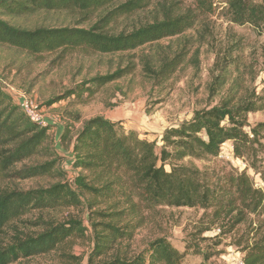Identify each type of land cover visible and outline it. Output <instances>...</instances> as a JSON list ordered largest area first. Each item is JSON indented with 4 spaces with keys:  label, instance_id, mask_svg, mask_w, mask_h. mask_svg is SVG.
<instances>
[{
    "label": "trees",
    "instance_id": "1",
    "mask_svg": "<svg viewBox=\"0 0 264 264\" xmlns=\"http://www.w3.org/2000/svg\"><path fill=\"white\" fill-rule=\"evenodd\" d=\"M153 4L151 22L130 31L115 30L121 18ZM217 10L214 0H0V47L39 60L75 51L131 53L181 37L214 16L233 26H250L264 36V0H224V7ZM44 12H65L82 23L95 21L86 27L78 23L74 27L28 28L15 23ZM188 54L183 44L157 61L145 56L141 59L142 75L154 86H162ZM129 69L96 77L84 83L80 92L76 88L65 97L79 98L84 93L92 97L130 74ZM223 78L214 79L211 97L225 85ZM261 111L264 87L244 96L230 89L218 105L194 111L191 120L166 129L160 147L133 131L124 132L118 123L103 117L85 120L73 137L66 129L61 135L69 145L63 158L70 161V175L48 147L51 127L32 123L0 81V236L11 222L32 211L85 206L91 210L92 222H97L91 224L93 247L87 264H182V255L164 238L153 240L131 257L120 246L133 239L144 213L165 207L198 209L210 217V226L224 222L227 230L222 234L231 233L250 218V231L234 245L243 254V264H264V189L255 187L246 170L231 168L211 174L195 165L217 158L222 146L230 142L233 157L244 161L264 184V122L251 126L247 120L249 114ZM42 177L56 181L29 190L16 185ZM101 205L107 208L93 212ZM86 231L81 221L70 219L45 223L37 234L14 236L9 241L0 237V264L47 255L72 238L85 237ZM117 245L118 253L112 255ZM211 256L203 253L199 264H209Z\"/></svg>",
    "mask_w": 264,
    "mask_h": 264
},
{
    "label": "rangeland",
    "instance_id": "2",
    "mask_svg": "<svg viewBox=\"0 0 264 264\" xmlns=\"http://www.w3.org/2000/svg\"><path fill=\"white\" fill-rule=\"evenodd\" d=\"M214 2L220 12L224 7V0ZM153 16L154 4L129 18H121L115 30L130 31L151 22ZM94 21L95 19L90 22ZM90 22L82 23L65 12L38 13L15 21L28 28L74 27L78 23L79 27H86ZM183 44L189 54L168 82L162 86H154L142 75L143 57L149 56L157 61L159 57L178 50ZM127 66L131 67L130 74L99 89L92 97H87L86 93L79 98L76 95L65 97L76 88L80 92L81 86L87 81L113 74L119 68L125 69ZM222 67L227 69L221 71ZM219 76L224 77L225 85L211 97L210 86ZM0 81L16 105L17 94H24L44 110L46 119L54 124L49 131L48 147L60 160V166L70 174V161L63 158L68 155L69 145L66 140H62L61 135L66 129L70 138L73 137L85 120L103 117L118 123L124 132L133 131L140 139L155 142L160 147L166 129L176 128L191 120L194 111L218 105L230 89L232 92L238 91V95L242 96L252 91L261 92L264 87V36L258 35L250 26H233L223 18L214 16L181 37L131 53L99 55L75 51L60 57L57 54L44 56L39 60L0 47ZM56 99L60 100L49 104ZM247 120L251 126L264 122V111L249 114ZM195 165L211 174L229 171L231 168L246 170L255 187L264 189L260 176L247 169L244 161L233 157L230 142L222 146L217 158L202 163L195 162ZM55 181L42 177L16 182V185L20 189L29 190L47 187ZM105 208L107 205H101L93 209V212ZM90 211L85 206L67 211H32L11 222L0 237L2 241H9L14 236L40 233L44 230L45 223H63L76 219L87 229L85 237L72 238L47 255L17 264H87L93 247L91 224L97 223L92 222ZM142 219L133 239L120 246L122 252L129 257L143 251L153 240L164 238L182 255V264L201 263L205 252L212 255L209 264L243 263V254L234 243L241 236L244 239L247 236L250 218L229 234H222L227 230L224 222L210 226V217L203 215V211L198 209L158 208L144 213ZM205 229L210 230L204 232ZM216 243L220 244L215 246ZM116 253L118 245L112 255Z\"/></svg>",
    "mask_w": 264,
    "mask_h": 264
},
{
    "label": "built area",
    "instance_id": "3",
    "mask_svg": "<svg viewBox=\"0 0 264 264\" xmlns=\"http://www.w3.org/2000/svg\"><path fill=\"white\" fill-rule=\"evenodd\" d=\"M16 101L19 109L32 123L40 127H52L54 125L52 121L46 119L44 110L33 99L24 94H17Z\"/></svg>",
    "mask_w": 264,
    "mask_h": 264
}]
</instances>
